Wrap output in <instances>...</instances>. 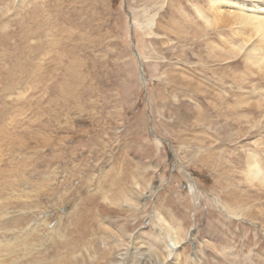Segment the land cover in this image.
I'll use <instances>...</instances> for the list:
<instances>
[{"label": "rangeland", "instance_id": "374dc122", "mask_svg": "<svg viewBox=\"0 0 264 264\" xmlns=\"http://www.w3.org/2000/svg\"><path fill=\"white\" fill-rule=\"evenodd\" d=\"M210 4L0 0V264H264V60Z\"/></svg>", "mask_w": 264, "mask_h": 264}, {"label": "bare ground", "instance_id": "6f19581e", "mask_svg": "<svg viewBox=\"0 0 264 264\" xmlns=\"http://www.w3.org/2000/svg\"><path fill=\"white\" fill-rule=\"evenodd\" d=\"M212 1H213V4H210V10L208 12H206L202 8L195 7L198 18L204 22V25H205L204 27H201V25L197 23L192 16L186 15L185 12L178 10V13L180 14V19H183L182 20L183 23H185V21H187V23L188 21H190L192 26H194V29H193L194 36L195 35L197 37L203 36L206 32L205 28L211 27L213 23L214 25L219 23L221 27H227V25L236 26L237 27L236 31L238 33H243L242 34L243 39H241L239 42H237L235 38L227 39V37L225 36H220L221 40L226 45V47L221 48V47H218L219 44L217 45L211 44L210 58L216 59L217 55H215V51H218V52L227 54L226 57L228 59L236 58L241 55H245V58L249 59V61L253 59H258V58L259 60L260 59L264 60V17H257L256 13L253 12V10L258 11V9L255 8L256 5H259L260 9L264 11V0H226L228 2H233V4L240 7V9L243 8L244 9L243 13L242 12L238 13L234 9L227 7L226 5L228 4H226L225 0H212ZM240 4H244V5H240ZM249 8H252L253 10ZM255 37L257 40L254 39ZM250 65L255 66L256 69L262 68L264 67V62L263 61H251ZM173 76L176 77L175 75ZM188 82L190 81H187V83ZM190 84L193 85L191 82ZM255 165L256 164H252V167L250 168L251 175H253L255 179H258L261 184H264L263 170H260L259 168H255L257 166ZM177 242L176 240H169L168 248L173 249L177 247Z\"/></svg>", "mask_w": 264, "mask_h": 264}]
</instances>
